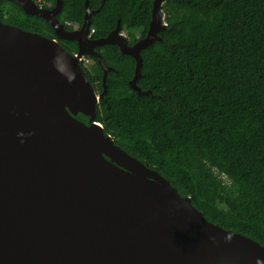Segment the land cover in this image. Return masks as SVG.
<instances>
[{"label": "water", "instance_id": "obj_1", "mask_svg": "<svg viewBox=\"0 0 264 264\" xmlns=\"http://www.w3.org/2000/svg\"><path fill=\"white\" fill-rule=\"evenodd\" d=\"M17 3L45 19L57 39L5 24L0 18V264H264V246L206 219L156 168L117 145L98 121L107 78L116 71L97 48L118 46L136 61L129 87L138 85L142 51L166 43L164 5L153 0L146 36L130 45L119 21L93 39L86 2L81 28L69 31L53 9ZM75 41L70 53L58 41ZM103 70L98 93L82 64Z\"/></svg>", "mask_w": 264, "mask_h": 264}, {"label": "trees", "instance_id": "obj_2", "mask_svg": "<svg viewBox=\"0 0 264 264\" xmlns=\"http://www.w3.org/2000/svg\"><path fill=\"white\" fill-rule=\"evenodd\" d=\"M53 9L56 0H35ZM93 39L107 37L119 21L132 45L144 38L153 0H63L58 15L69 31L81 28L86 2ZM164 43L142 51L138 85L129 87L136 61L118 46L97 48L116 71L98 121L117 145L156 168L207 220L264 246V0H169ZM5 24L57 39L51 25L17 3L0 0ZM70 53L78 43L58 39ZM83 67L100 94L103 70Z\"/></svg>", "mask_w": 264, "mask_h": 264}, {"label": "rangeland", "instance_id": "obj_3", "mask_svg": "<svg viewBox=\"0 0 264 264\" xmlns=\"http://www.w3.org/2000/svg\"><path fill=\"white\" fill-rule=\"evenodd\" d=\"M123 34H124L125 37H128V36H129L128 33H123ZM86 57H87V59H86V62H85L86 64H85V65H86L87 67H89L90 65L93 64V61H92L91 59H89L88 56H86ZM83 58H84V57H83ZM83 58H82V61H83Z\"/></svg>", "mask_w": 264, "mask_h": 264}, {"label": "built area", "instance_id": "obj_4", "mask_svg": "<svg viewBox=\"0 0 264 264\" xmlns=\"http://www.w3.org/2000/svg\"><path fill=\"white\" fill-rule=\"evenodd\" d=\"M93 32H94V28H91V31H90V33L92 34ZM86 59H87V57H84L82 62H84V63H85V62H86ZM85 64H86V63H85Z\"/></svg>", "mask_w": 264, "mask_h": 264}, {"label": "clouds", "instance_id": "obj_5", "mask_svg": "<svg viewBox=\"0 0 264 264\" xmlns=\"http://www.w3.org/2000/svg\"><path fill=\"white\" fill-rule=\"evenodd\" d=\"M92 28V27H91ZM86 57V56H85Z\"/></svg>", "mask_w": 264, "mask_h": 264}]
</instances>
